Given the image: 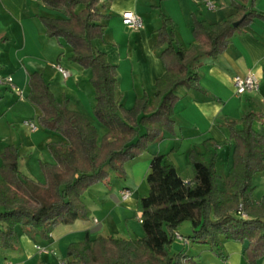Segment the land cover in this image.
I'll return each instance as SVG.
<instances>
[{
    "label": "trees",
    "instance_id": "16d2710c",
    "mask_svg": "<svg viewBox=\"0 0 264 264\" xmlns=\"http://www.w3.org/2000/svg\"><path fill=\"white\" fill-rule=\"evenodd\" d=\"M41 1L62 13V17H39L45 36L63 39L72 51L69 60L90 71L92 113L106 131L98 141L96 126L69 108L67 97L56 99L40 73L29 74L26 99L40 111L39 125L63 141L46 144L54 163H40L44 182L21 173L16 146L7 145L0 153V249L6 250L18 247L20 231L32 240H46L59 224L87 220L90 210L84 191L106 181L111 172L123 177L125 163L147 151L165 131H173L176 89L183 86L208 95L194 64L202 57L216 58L235 31L264 19V13L253 9L254 0H239L232 3L235 13L219 23L194 17L196 43L184 49L176 46L172 20L161 14L155 47L161 49L165 71L156 79L151 97L144 93L125 108L116 96V66L93 44L104 34L99 23L101 0ZM254 122H264V114L247 111L237 120L225 121L226 140L209 138L203 142V153L191 151L188 181L167 152L154 153L145 175L148 194L139 200L143 235L90 239L86 234L83 241L67 245L65 264H196L185 252L171 254L173 242L207 244L224 259L221 238L245 243L243 261L258 264L264 257V195L258 201L253 198V179L264 173V135L254 129ZM227 142L232 144L231 165L222 177L216 170L217 150ZM185 221L192 229L189 236L177 231ZM175 233L182 238H175Z\"/></svg>",
    "mask_w": 264,
    "mask_h": 264
},
{
    "label": "crops",
    "instance_id": "0c3cea01",
    "mask_svg": "<svg viewBox=\"0 0 264 264\" xmlns=\"http://www.w3.org/2000/svg\"><path fill=\"white\" fill-rule=\"evenodd\" d=\"M208 1L213 2L215 7L208 8L204 0L99 2L98 8L103 14L99 23L103 25L104 34L93 44L116 66V96L125 108H130L135 99L144 93L151 97L156 79L165 71L159 57L161 49L155 47L161 14L173 22L170 31L177 42L176 46L187 49L196 43L192 34L194 17L208 24L219 23L235 13L232 3L239 0ZM253 9L264 13V0H254ZM124 12L139 15L142 27L136 30L127 27L122 20ZM39 17H62V13L50 9L41 0H0V37L5 38L0 41V76L10 75L17 87V91H13L7 85H0V153L7 145L16 146L21 173L44 182L39 165L53 164L54 160L45 151L38 155L33 149H43L45 142L63 141V138L43 128L44 132L37 133L40 111L26 99L30 73H40L56 99L67 97L69 108L81 112L96 126L98 141L106 130L92 113L94 90L89 83L90 71L69 60L72 51L63 39L45 36V28ZM54 63L62 65L70 75L66 79L62 78L52 68ZM194 66L199 83L208 95L183 86L176 89L178 100L174 105L173 131H165L158 140L151 143L148 148L150 153L144 161L134 159L129 163L135 168L136 177L141 179L122 188L131 192L130 197L122 200L121 191L118 198L111 194V201H107L108 208L104 207L102 214L98 210L102 216L94 214L98 207L96 204L95 208L88 206L91 216L87 220L77 219L70 224H59L46 240H32L20 231V244L17 248L0 249V264H58L69 259L62 255L61 250L70 243L83 241L86 234L90 239L108 236L104 233L105 223L113 210L126 218L132 209H137V197L146 191L142 178L149 170V160L154 153L167 152L168 159L175 165L180 176L188 181L192 178L189 153H203V142L206 139L226 140L228 132L223 125L225 121L237 120L247 111L264 114V19H254L241 30L235 31L227 48L216 58L202 57ZM247 73H253L259 79L258 90L238 95L232 77ZM25 120L32 121L36 128H28L24 124ZM253 127L264 135V122H254ZM28 146L32 149L26 156L23 151ZM217 153L216 170L224 177L231 165L232 144L227 142L218 147ZM256 178L260 188L254 183L253 198L258 201L264 195V173L257 174ZM190 229V224L184 223L177 231L179 234L182 231L188 233ZM125 235L130 237V234ZM221 244L225 258L214 263L245 264L242 258L245 243L221 238ZM189 245L188 241L175 240L172 248H188ZM214 263L211 261V264ZM258 264H264V257L260 258Z\"/></svg>",
    "mask_w": 264,
    "mask_h": 264
},
{
    "label": "rangeland",
    "instance_id": "374dc122",
    "mask_svg": "<svg viewBox=\"0 0 264 264\" xmlns=\"http://www.w3.org/2000/svg\"><path fill=\"white\" fill-rule=\"evenodd\" d=\"M53 69H55V68H53ZM37 123H38V121H37ZM38 125H39V123H38ZM42 132H44V131L42 130V127L39 125L37 133H42ZM101 137H102V134L99 136V140L101 139ZM47 143L48 142L44 143L43 149H41L40 147H35L33 149V151L35 150L38 155H40L41 151H45L47 153V155L51 156V154L49 153V151L46 148ZM150 145H149V147H150ZM30 149H32V147H29V146L25 147L23 154H26V156H28L30 154ZM149 153H150L149 150L144 151L138 157H136L134 159H139L141 161L142 160L144 161L147 158V155ZM133 160H131V161H133ZM131 161L124 164V176L123 177L117 176L116 174L111 172L106 181L96 183L84 191L85 204L87 206H91L92 208L93 207L95 208V204L98 206V207H96V212L94 213L96 216H100L102 214V210L104 207H105V209L108 208L107 207V201H111V199H112L111 194L116 195L118 198V194L120 191H122V188L128 187L129 184L135 183L136 180H137V182L141 180L140 178L136 177L135 168H132L129 165V163ZM39 167H40V165H39ZM142 180L144 182V185L146 186V191H145V193H141L140 195H138V197H137V200H138L137 209H134V210L132 209V211L130 213H128V215H126L127 219L125 217H123L122 215H120L117 210H113L112 215L108 218L107 222L105 223V228H106L104 231L105 235H108V236L111 235V236H114L117 238H125L126 237L127 239L128 238L134 239L137 237H141L143 235L142 227L140 225V222L137 220L138 216L140 215L139 200H140V198H142L143 196H146L148 194V188L149 187H148V184L145 180V177L142 178ZM253 182L256 183L257 188H258V179L256 178V176L254 177ZM98 210H101V214H100V212H98ZM94 214H93V216H95ZM184 223L190 224V222L185 221L180 226H182ZM126 233L130 234V237L126 236L125 235ZM181 234L183 236H189L192 234V229H190V232H188V233L185 231H182ZM186 250H187V255L192 257L193 260L196 262V264H211V261H213V263L216 261H223L222 258H219L218 256H216L214 254V252L211 250L210 246L207 244H192V243H190L188 248H183V247L180 248L178 246H174V248H172L170 253L176 254L180 251L186 252ZM61 252H62V255L67 257L66 248L61 250ZM214 264H216V263H214Z\"/></svg>",
    "mask_w": 264,
    "mask_h": 264
},
{
    "label": "built area",
    "instance_id": "2783aa9c",
    "mask_svg": "<svg viewBox=\"0 0 264 264\" xmlns=\"http://www.w3.org/2000/svg\"><path fill=\"white\" fill-rule=\"evenodd\" d=\"M204 1L208 6V8L211 9L215 7L213 2L208 0H204ZM122 20L127 27L133 30L140 29L143 25L141 17L133 12H124L122 14ZM52 67L59 72L62 78L66 79L69 76V71L59 63H54ZM232 83L235 93L238 95L246 92L257 91L259 87V79L253 73H247L245 75L236 74L232 77ZM0 85H7L11 90L17 91V87L13 83L12 77L10 75L0 76ZM24 124L31 130H34L36 128V125L30 120H25ZM130 195L131 192L128 189H123L120 192V197L122 200H126L127 198L130 197ZM239 213L241 214L242 217L246 216L244 213L241 212ZM138 220L140 222V218H138ZM175 238L181 239L182 237L178 233H175ZM58 264H65V261H60Z\"/></svg>",
    "mask_w": 264,
    "mask_h": 264
},
{
    "label": "water",
    "instance_id": "95a60500",
    "mask_svg": "<svg viewBox=\"0 0 264 264\" xmlns=\"http://www.w3.org/2000/svg\"><path fill=\"white\" fill-rule=\"evenodd\" d=\"M237 24H238V23L236 22V23L233 24V26H236Z\"/></svg>",
    "mask_w": 264,
    "mask_h": 264
}]
</instances>
